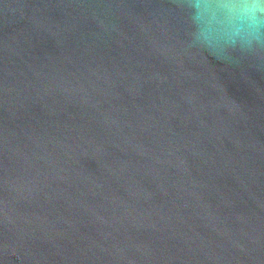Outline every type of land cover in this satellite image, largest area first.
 Instances as JSON below:
<instances>
[{
    "label": "water",
    "instance_id": "1",
    "mask_svg": "<svg viewBox=\"0 0 264 264\" xmlns=\"http://www.w3.org/2000/svg\"><path fill=\"white\" fill-rule=\"evenodd\" d=\"M0 264H264V0H0Z\"/></svg>",
    "mask_w": 264,
    "mask_h": 264
}]
</instances>
